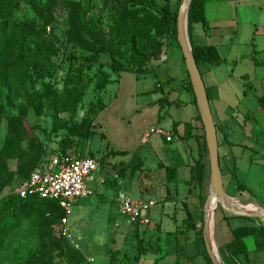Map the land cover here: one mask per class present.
<instances>
[{"label": "rangeland", "instance_id": "374dc122", "mask_svg": "<svg viewBox=\"0 0 264 264\" xmlns=\"http://www.w3.org/2000/svg\"><path fill=\"white\" fill-rule=\"evenodd\" d=\"M5 1L0 0V22L39 42L50 57L53 76L43 82L22 79L12 89L0 78V264H211L204 252L193 255L204 250L199 242L190 249L194 233L181 240L163 234L175 230L168 227V218L164 228L151 226L152 214L169 200L164 176L155 169L158 162L183 164L190 156L206 165L205 187L197 188L194 198L199 228L204 227L200 219L210 187L209 155L202 126L199 133L194 126L199 110L184 85L183 53L159 9L165 0H157L156 8L130 0ZM169 1L177 10L179 0ZM206 17L222 26L224 38V60L210 66V72L201 68L213 117L212 99L218 96L234 114L230 139L245 146L242 155L220 158L225 189L243 204L264 208V0H208ZM12 51L16 56L10 57L11 64L32 54ZM114 60L127 71L114 72ZM66 91L71 96L67 107L60 97ZM245 116L255 127L252 139ZM175 122L182 131L184 124H193L192 136L174 134ZM153 127L171 132L173 142L157 134L143 142ZM61 143L66 152L98 160L99 169L87 182L92 194L81 199L69 217L53 203L8 200L19 175L37 167ZM183 176L181 170L180 190L186 187ZM120 192L156 201L149 224L130 222L123 215L117 202ZM255 220L219 205L214 220L217 245L223 250L222 244L232 238L226 222L236 228ZM244 241L248 258H228L216 246L223 264H264V250H257L255 238ZM185 245L189 251L182 249Z\"/></svg>", "mask_w": 264, "mask_h": 264}, {"label": "trees", "instance_id": "16d2710c", "mask_svg": "<svg viewBox=\"0 0 264 264\" xmlns=\"http://www.w3.org/2000/svg\"><path fill=\"white\" fill-rule=\"evenodd\" d=\"M18 0H6L5 2L7 5H12V3H17ZM133 3L142 4L149 8H156L158 7L157 0H130ZM208 0H193L190 10H189V16H188V32H189V39L192 46L193 55L195 57V60L197 62V65L199 67V70L201 72V65L205 63L210 64H220L224 57H222V54L220 50L214 46V45H199L196 44L193 41V32H194V26L200 24L205 32L210 30L212 28L209 20L206 17V5ZM181 3V0H179L178 8L177 10H173L172 6L170 4L169 0H165L164 4L160 5V12L162 13V16L164 20L167 22V24L171 27L172 33L175 36L177 40V15H178V9L179 5ZM2 10V17L4 18L5 15L3 14ZM6 21V19H5ZM177 45L181 49L179 42L177 40ZM12 49H16L21 54H27L29 51H32L31 56L25 60L22 63H9L10 57L16 56V53L12 51ZM10 51V53H8ZM90 59L95 60V56L91 57ZM184 59V58H183ZM112 70L114 72H122L127 71V68L123 65L122 62L114 60L112 65ZM202 74V72H201ZM53 76V69H52V63L50 60V57L45 51L43 47L40 46L38 41H35L33 38L28 37V35H25L18 30H12L9 29L6 25V23L0 22V78L3 82L4 86L8 89L14 88L17 84L22 83V79H30L37 82H43L46 78H51ZM186 89H188L194 96V103H196V98L193 92V87L188 75L187 81L184 83ZM68 94V91H66L62 96H60L63 101L61 102L62 105L66 106L68 105V101L71 96H66ZM58 96H55L54 98V105H58L57 103ZM260 102L264 106V96L260 98ZM67 107V106H66ZM199 119L201 121V117L199 116ZM203 129V145L206 147V141H205V132L204 127L202 125ZM176 130V126L174 125V131ZM8 141V150H13V136H10L7 138ZM59 150L62 152H66V150L63 147V143H61ZM115 154H123L125 155L126 151H114ZM199 153L201 154L202 151L199 149ZM203 154V153H202ZM47 156H44L41 163L37 165V167L46 161ZM220 158V156H219ZM37 167H35L33 170H35ZM29 171L27 173H24L19 178L26 179L29 174L33 171ZM207 167L202 161H195V164L191 168V179L190 181H197V188L202 190L205 187V181L207 177ZM167 177L169 181L174 180V176L176 174V168L175 167H167L166 168ZM4 173V167L3 165H0V179L1 175ZM189 182V181H188ZM18 183V182H17ZM16 183V184H17ZM207 185V184H206ZM203 194V193H202ZM8 200H19L24 203H32L37 202L41 206H45L46 203H53L56 204L61 210L59 203L57 201L52 200H45L40 199L38 197H35L34 199H22L17 194L12 193L9 196H6ZM63 211V210H62ZM192 213L190 210H188V216L185 222L188 224L190 228L195 227V225H192ZM202 219V223H203ZM198 232H201L202 235H199L197 238V242H199V246H203L204 254H207V250L204 243L203 238V227H200ZM233 240L230 244L227 246V251L221 250L226 254H230L232 256H239L244 255L248 256V249L245 244L244 239L250 236H253L255 238L256 248L258 250H264V224L263 223H257L251 225H242L236 228H233L231 230ZM201 242V243H200ZM201 252V253H202ZM207 257L209 259V262L211 263V260L207 254ZM212 264V263H211Z\"/></svg>", "mask_w": 264, "mask_h": 264}, {"label": "crops", "instance_id": "0c3cea01", "mask_svg": "<svg viewBox=\"0 0 264 264\" xmlns=\"http://www.w3.org/2000/svg\"><path fill=\"white\" fill-rule=\"evenodd\" d=\"M210 24H211L212 28L210 30H208L207 32H205L203 30V28L200 24L195 25L194 26V32H193V41L199 45H204V44L205 45H214L220 50L222 48V46L224 45V38H223L221 31H220L223 28H222V26H219L218 24H213L211 22H210ZM203 39L205 41H203ZM202 42H204V43H202ZM216 65L217 64L205 63V64L201 65V68L204 67V70L206 72H208L210 70V66L212 67V66H216ZM187 79H188V72H187V74H184V78H183L184 83L187 81ZM215 86H216V84H214V83H211V85H210V87L212 89H214ZM207 91H208V89H207ZM191 99H192V102L194 103V96L193 97L191 96ZM212 100H213L212 102L214 105V112H215L214 121H215L216 128H217V136H218V143H219V156H220V158L224 159L225 161H228L230 159L231 154L233 155L235 153H238V154L242 155L245 151L244 150L245 146L236 145L230 139L231 133H233V130H234L233 125H230V123L233 122L232 117L234 114L230 115V112H229L230 107H228V104H226L224 101L222 102V100L218 96L213 98ZM210 102H211V100H210ZM165 103H169V101H167V99H165ZM195 105L197 107V104H195ZM261 108H262V111L264 112V106L261 105ZM197 109H198V107H197ZM199 116H200V114H198L194 120V123H195L194 126H195L196 130H198V133H199L200 125L201 126L203 125L202 121H200V119H199ZM245 117H246L245 118V127L250 126V131H252V132H251V136H249V135L248 136L251 137V139H252L255 137V134H254L255 127H253L251 125L250 118H248L249 116H245ZM174 125L176 126L175 131L173 128L174 134H178V132L180 131L182 138H186L187 136H192L193 124H191V125L190 124L189 125L184 124L183 131H182V125L180 124V122H175ZM153 128H156V127H153ZM151 129H150L149 134L145 135V138L142 140L143 142H145V143L148 142L151 134H157V135L163 137L165 139V142H167V143L173 142V134L171 132H168L167 130L163 129V131L165 132L164 134L163 133H157V132L152 133ZM167 135H170L172 137L171 141H167V139H166ZM227 147H229L230 150ZM186 158H187L186 162L183 164H168V163L163 162V161L158 162V165L155 169L159 168L160 174L162 176H164L165 183H166L164 188L166 189V193H167L169 200H166L165 203L162 204L159 211L156 212V215L154 213L152 214V216L150 215L153 218L152 221H151V217H150V219L148 218L149 213L151 212L150 211L147 215V222L146 223L149 224V222L151 221V226L154 224L156 225L158 223V225H161V226L163 225L162 228H164L165 225H164L163 220H164V218H168L169 222L171 224L168 227L173 226L175 228V230L173 229L174 230L173 231V230L167 229V232L164 230V232L162 231V233L173 236L179 240H181L182 237H184V238L189 237L188 235H186L187 233L188 234L194 233V235H195V238L193 241L194 245H192V246L190 245L191 246L190 249H192V247L195 246V243L197 242V238L199 236V232H198V230H199V224H198L199 218L197 217L196 211L194 210V207L197 205L194 198L196 197V193L198 191V189H197L198 183L196 180L190 181V179H191V168L195 164V161H193L190 156H188V157L186 156ZM167 167H175L176 168V174L174 176V180H172V181L168 180V177H167L168 175L166 172ZM155 169H152V170H155ZM226 169H227V172L230 173L231 169H229L228 167H226ZM181 170H184V176L181 179V181L185 184L186 187L181 188V190H180V188L178 186V181H179L178 178H179ZM223 180H224V176H223ZM120 193H124L128 197H130L132 199H136V198H133L132 196H130V194H127V192H120ZM147 199L154 200V199L149 198V197H147ZM219 205H222L231 214H250V215H257V216H259L258 214H261L259 217L264 219V210H263V212H261L262 208L260 206H257V205L251 204V203L243 204L237 199L229 198V199H226L224 202L218 201L216 210L219 207ZM170 208H172V211L167 210ZM258 209H260V212L257 211ZM188 210H190V212L192 213V216H193L192 225L193 224L195 225V227H193V228H190L188 226V224L185 222V220L187 219V216H188ZM216 210H215V214H216ZM203 215L204 214L202 213V216ZM246 219H251V218L246 217ZM203 221H204V219H203ZM256 221L257 220H255V222ZM200 222H202V219H200ZM226 223H227L226 226L229 228V231L232 230L233 228H230V223L229 222H226ZM158 225H156V226H158ZM246 225H251V224H246ZM231 235H232V232H231ZM161 236H162L161 234L158 235V237H161ZM214 237H215V230L213 232V238ZM179 240H177V242H179ZM232 240H233V236L229 241H226L225 243L222 244V249L224 251L228 252L227 246H228V244L231 243ZM214 243H215V246H217L220 249V247L217 245V243L215 241V238H214ZM182 249L185 251L190 250V249L187 250L188 248L186 249V245ZM200 250L198 252L194 250L195 252L193 255H195V254L201 255L202 251H200ZM227 256H228V258H234L235 259V258H239L240 256H244V255L232 256L230 254H227ZM246 258H248V256Z\"/></svg>", "mask_w": 264, "mask_h": 264}, {"label": "built area", "instance_id": "2783aa9c", "mask_svg": "<svg viewBox=\"0 0 264 264\" xmlns=\"http://www.w3.org/2000/svg\"><path fill=\"white\" fill-rule=\"evenodd\" d=\"M151 132L165 133L162 128H152ZM166 139L171 141L172 137L167 135ZM98 169L99 162L95 158L58 150L49 155L26 179L19 180L12 193L24 200L38 197L57 201L69 217L75 205L92 194L87 182ZM117 202L130 222H147L148 213L156 206L155 200L132 199L124 193L118 194Z\"/></svg>", "mask_w": 264, "mask_h": 264}, {"label": "water", "instance_id": "95a60500", "mask_svg": "<svg viewBox=\"0 0 264 264\" xmlns=\"http://www.w3.org/2000/svg\"><path fill=\"white\" fill-rule=\"evenodd\" d=\"M193 0H181L177 15V40L181 47L186 69L193 87V92L196 98L197 107L201 117V121L205 132V141L209 155L210 163V187L209 194L203 208L204 212V227L203 238L207 254L212 264H223L219 259L216 246L213 244L211 236V221L208 213V205L212 199H217L219 202H224L231 197L225 189L223 174L220 167L219 158V143L217 136V128L214 121L210 101L208 98L207 89L199 70L195 57L193 55L192 46L188 35V16ZM235 199V198H233ZM264 210V208H262ZM263 221L264 219L257 215L236 214Z\"/></svg>", "mask_w": 264, "mask_h": 264}, {"label": "bare ground", "instance_id": "6f19581e", "mask_svg": "<svg viewBox=\"0 0 264 264\" xmlns=\"http://www.w3.org/2000/svg\"><path fill=\"white\" fill-rule=\"evenodd\" d=\"M217 204H218V200L212 199L208 205V213L210 215V221H211V227H212V230H211L212 241H214L213 232H214L215 210H216Z\"/></svg>", "mask_w": 264, "mask_h": 264}]
</instances>
